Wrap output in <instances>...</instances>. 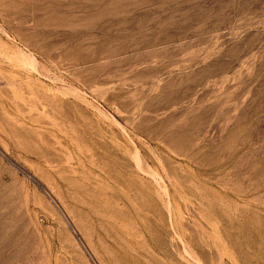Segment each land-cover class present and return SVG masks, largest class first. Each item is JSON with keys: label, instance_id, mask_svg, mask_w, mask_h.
I'll list each match as a JSON object with an SVG mask.
<instances>
[{"label": "rangeland", "instance_id": "374dc122", "mask_svg": "<svg viewBox=\"0 0 264 264\" xmlns=\"http://www.w3.org/2000/svg\"><path fill=\"white\" fill-rule=\"evenodd\" d=\"M0 264H264V0H0Z\"/></svg>", "mask_w": 264, "mask_h": 264}, {"label": "bare ground", "instance_id": "6f19581e", "mask_svg": "<svg viewBox=\"0 0 264 264\" xmlns=\"http://www.w3.org/2000/svg\"><path fill=\"white\" fill-rule=\"evenodd\" d=\"M81 26V25H80ZM84 189V188H83ZM88 189V188H87ZM86 190V189H85ZM90 192V191H89ZM95 192V191H94ZM87 193H88V191H87ZM96 193V192H95ZM91 193H89V195H90ZM97 194H95V196H96ZM98 196H100V195H98ZM94 197V196H93ZM91 198V197H90ZM94 199V198H93ZM95 199H96V197H95ZM102 200H104V199H102ZM98 202H99V200H98ZM100 202H102V201H100ZM106 205H107V203H105ZM101 205V204H100ZM104 208H106V206L104 205ZM103 208V209H104ZM108 210V209H107ZM113 210V209H112ZM106 211V210H105ZM114 211V210H113ZM112 211V212H113ZM106 214H109V213H106ZM81 219V218H80ZM113 220V219H112ZM117 220V219H116ZM114 221V220H113ZM116 223V222H115ZM119 223V222H118ZM82 225V220L80 221V226ZM83 226V225H82ZM121 228V227H120ZM85 236H87V235H85ZM89 239H90V237H89V235L87 236Z\"/></svg>", "mask_w": 264, "mask_h": 264}]
</instances>
